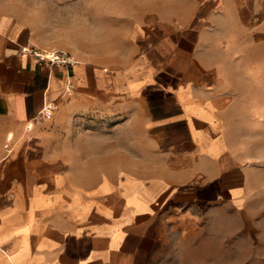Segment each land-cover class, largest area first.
I'll list each match as a JSON object with an SVG mask.
<instances>
[{
	"label": "crops",
	"instance_id": "0c3cea01",
	"mask_svg": "<svg viewBox=\"0 0 264 264\" xmlns=\"http://www.w3.org/2000/svg\"><path fill=\"white\" fill-rule=\"evenodd\" d=\"M106 12L90 38L126 42L102 62L82 28L71 49L0 9V264H145L174 218L245 211L256 192L264 0ZM24 45L75 62L43 68Z\"/></svg>",
	"mask_w": 264,
	"mask_h": 264
},
{
	"label": "rangeland",
	"instance_id": "374dc122",
	"mask_svg": "<svg viewBox=\"0 0 264 264\" xmlns=\"http://www.w3.org/2000/svg\"><path fill=\"white\" fill-rule=\"evenodd\" d=\"M128 1L0 0V9L33 25L39 36L71 49L75 28H82L83 50L97 53L94 58L106 62L122 58L126 41L91 39L89 27L91 22L95 26L105 21L108 7L120 10ZM258 65L264 66V59ZM253 74L259 82L264 81V71ZM258 90L264 95V90ZM252 133L249 155L257 159L258 184L245 211H209L197 219L174 218L169 222L172 229L162 233L165 242L152 249L157 254L146 258L145 264H264V120L257 121Z\"/></svg>",
	"mask_w": 264,
	"mask_h": 264
},
{
	"label": "built area",
	"instance_id": "2783aa9c",
	"mask_svg": "<svg viewBox=\"0 0 264 264\" xmlns=\"http://www.w3.org/2000/svg\"><path fill=\"white\" fill-rule=\"evenodd\" d=\"M18 54L21 57L32 58L34 62L43 68L60 67L67 71H70L73 64L74 58L70 53L60 49H40L35 46L24 45L18 49ZM72 84H67V90L70 91ZM56 102H50L47 104L42 111L37 115V118H47L57 108Z\"/></svg>",
	"mask_w": 264,
	"mask_h": 264
}]
</instances>
